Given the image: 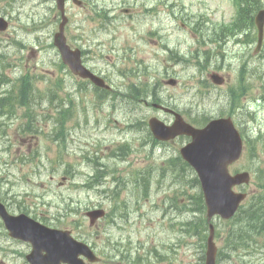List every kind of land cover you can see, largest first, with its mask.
<instances>
[{
	"label": "rangeland",
	"instance_id": "rangeland-1",
	"mask_svg": "<svg viewBox=\"0 0 264 264\" xmlns=\"http://www.w3.org/2000/svg\"><path fill=\"white\" fill-rule=\"evenodd\" d=\"M185 4L186 0H85V5L79 7L69 0L66 32L69 43L91 51L85 54V60L88 56L92 60L87 65L109 77L113 90L104 95L90 85L80 87L83 81L68 68L59 66L56 50L50 45L51 35L60 22L54 0H0V14L11 23L8 32H0V106L9 112L0 114V200L6 201L15 212L24 210L48 225L71 230L91 244L101 257L94 264L135 260L168 264V259L171 264H201L205 255L200 235L189 224L182 225L186 218L193 219L198 213L193 212V206L191 212H180L174 206V211L185 215L180 216L175 228L163 217L162 207H170L171 198L191 178L189 172L181 171V165L175 167L168 160L175 155L172 150H177L183 141L153 140L148 119L170 117L137 99L135 89L119 82L124 79L115 71L121 64V54L133 59L126 61L124 67L139 66L135 59L139 57L147 63L146 58L154 53L160 38L150 31L159 25L168 27L172 34L170 14L172 10L183 14L180 8ZM125 7L133 14L129 16L131 11L124 14ZM187 9L192 11L189 6ZM155 10H159L158 19L153 14ZM189 20H193L189 14L179 17L176 20L179 31L174 33L187 37V27L183 28L182 22L188 25ZM123 26L128 27L127 32ZM112 36L118 38V43L110 39ZM139 36L153 41L147 55L146 50L134 53L137 43L141 46V42L135 43ZM233 47L234 44L229 53L235 50ZM236 54L239 61L223 56L210 60L222 67L221 74L227 77L224 85H215L207 78L206 72L213 70L210 66L202 72L197 67L195 71L184 70L179 74L184 88L176 85L177 92L171 91L169 95L174 106L178 100L188 105L193 97L199 96L189 111L191 118H197L200 111H205L201 115L220 112L218 100L232 99L230 88L245 84L242 104L252 114L251 123L258 122L251 128L253 140L264 134V106L256 107L264 95V48L247 63L245 56ZM23 74L34 77L35 87L25 84L23 91H15L11 84L14 81L6 83L1 79L3 75L10 80L24 78ZM243 76L244 82L239 80ZM146 77H132L138 81V90H143V84H155V79L147 82ZM50 91L55 93L49 98ZM208 92L213 97L209 98ZM169 95L162 93L163 97ZM105 96L106 102L101 99ZM7 97L12 102L2 101ZM14 103L18 105L15 111ZM8 119L13 121L7 123ZM34 119L36 126L31 123ZM64 121V132L69 136L66 143L59 144L54 140L58 137L55 127ZM262 138L254 147L255 167H264ZM118 152L122 154L120 157L116 156ZM246 152L247 149L244 162L248 161ZM142 172L149 176L139 181ZM193 188L188 187L189 193ZM256 189L253 180L246 188L249 195ZM184 197L185 194L179 195L182 205L189 201V198L181 201ZM154 206L161 207V214L152 211ZM101 207L106 216L90 224L85 212ZM218 229L222 231L224 227L220 225ZM3 233L0 222V264H29L26 255L30 245ZM218 241L222 245V238ZM259 253H264V248L258 247ZM259 258L247 255L243 260L236 258L222 264H264V259ZM250 259L254 262H249Z\"/></svg>",
	"mask_w": 264,
	"mask_h": 264
},
{
	"label": "water",
	"instance_id": "water-1",
	"mask_svg": "<svg viewBox=\"0 0 264 264\" xmlns=\"http://www.w3.org/2000/svg\"><path fill=\"white\" fill-rule=\"evenodd\" d=\"M63 25H61V30H63ZM57 44L61 48L63 59L66 63L70 64L72 70L81 75V76H92V74L81 64L80 54L77 51L72 53L69 51V48L65 46V40L61 34L57 35ZM155 132H159L162 137L168 136L169 132L164 129H160L158 126L153 127ZM215 130L212 129L210 132V138L212 141L218 143H225V140L221 139L219 135L214 133ZM190 152V151H189ZM209 212L215 213L219 210L218 202L212 203L208 200ZM215 208V210L213 209ZM233 208V206H232ZM2 216L5 220L7 228L10 230V234L14 237L22 238L28 240L33 245V251L28 255V259L32 264H61V262H70L71 264H82L76 258L69 259V250L60 251L58 250V240L63 238V234H60L57 231L50 230L39 224H34L33 228L24 226L22 223L25 221L23 217H16L8 215L6 212L2 213ZM214 227L211 225V234L208 239V258L207 264H214L216 246L213 243ZM65 244L69 247V236L66 234L64 236ZM80 249L83 247H79ZM45 252V253H44ZM76 253L79 250H75Z\"/></svg>",
	"mask_w": 264,
	"mask_h": 264
},
{
	"label": "trees",
	"instance_id": "trees-1",
	"mask_svg": "<svg viewBox=\"0 0 264 264\" xmlns=\"http://www.w3.org/2000/svg\"><path fill=\"white\" fill-rule=\"evenodd\" d=\"M26 83H30L31 85L34 83L33 80H26ZM254 212H258L255 216L252 214ZM189 220H192L190 218ZM256 221L255 223H252V221ZM258 226H261V233H264V195H261L259 197H256L253 204L249 207L242 208L240 212L238 213L237 218L235 219V222L233 223V228L231 230V235L234 242L243 243L244 240H246V237H253V235H246L242 238L244 233L248 228H258ZM260 231L257 232L259 234Z\"/></svg>",
	"mask_w": 264,
	"mask_h": 264
},
{
	"label": "bare ground",
	"instance_id": "bare-ground-1",
	"mask_svg": "<svg viewBox=\"0 0 264 264\" xmlns=\"http://www.w3.org/2000/svg\"><path fill=\"white\" fill-rule=\"evenodd\" d=\"M248 35H249V32L248 31L243 33V36L244 37H247ZM227 46H228V42H227L226 38L222 39L221 40V49L222 50H226V47Z\"/></svg>",
	"mask_w": 264,
	"mask_h": 264
}]
</instances>
